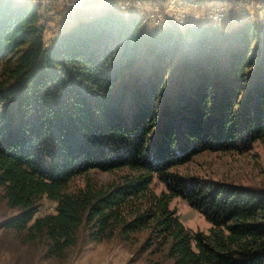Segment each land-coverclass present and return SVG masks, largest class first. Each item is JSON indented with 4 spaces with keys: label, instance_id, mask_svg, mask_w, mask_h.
<instances>
[{
    "label": "trees",
    "instance_id": "16d2710c",
    "mask_svg": "<svg viewBox=\"0 0 264 264\" xmlns=\"http://www.w3.org/2000/svg\"><path fill=\"white\" fill-rule=\"evenodd\" d=\"M264 142V16L222 31L170 24L145 32L113 9L78 19L45 46L36 6L0 0V222L44 259L146 232L166 264H264V189L183 177L201 153ZM125 170L86 183L89 171ZM156 180L165 192L155 195ZM42 198L53 214L38 218ZM210 225L190 233L171 199Z\"/></svg>",
    "mask_w": 264,
    "mask_h": 264
},
{
    "label": "rangeland",
    "instance_id": "374dc122",
    "mask_svg": "<svg viewBox=\"0 0 264 264\" xmlns=\"http://www.w3.org/2000/svg\"><path fill=\"white\" fill-rule=\"evenodd\" d=\"M36 6L42 41L50 45L57 35L78 19H85L101 11L113 9L124 16L136 14L142 20L143 30H161L170 24L183 29L186 26L211 24L228 31L249 21L258 23L264 16V0H82V3H67L70 0H15ZM173 171L183 177H194L214 183L264 189V142L252 143L247 150L231 153H201L187 164ZM128 172L110 173L89 171L71 180L63 190L72 194L86 183L105 186L118 183ZM150 190L158 195L164 188L153 180ZM54 204L42 198L33 219L53 214ZM173 210L182 227L190 232L207 234L210 225L179 198L171 199ZM15 215L0 200V222ZM146 232L130 236L123 243L115 239L85 243L78 240L69 249L64 260L44 259L36 247L21 244L13 232L0 230V264H166L164 250L153 245L144 247Z\"/></svg>",
    "mask_w": 264,
    "mask_h": 264
},
{
    "label": "built area",
    "instance_id": "2783aa9c",
    "mask_svg": "<svg viewBox=\"0 0 264 264\" xmlns=\"http://www.w3.org/2000/svg\"><path fill=\"white\" fill-rule=\"evenodd\" d=\"M67 3H82V0H70V2Z\"/></svg>",
    "mask_w": 264,
    "mask_h": 264
}]
</instances>
